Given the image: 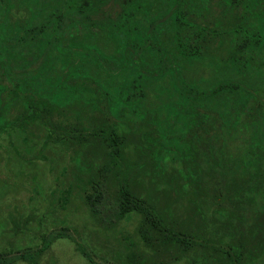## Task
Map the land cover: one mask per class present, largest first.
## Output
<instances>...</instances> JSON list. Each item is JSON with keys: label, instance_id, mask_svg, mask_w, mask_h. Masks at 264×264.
<instances>
[{"label": "flooded vegetation", "instance_id": "af4514ba", "mask_svg": "<svg viewBox=\"0 0 264 264\" xmlns=\"http://www.w3.org/2000/svg\"><path fill=\"white\" fill-rule=\"evenodd\" d=\"M185 1L187 0H182L181 3ZM217 1L220 0H215L213 2L215 6H212V8L209 6L211 10L214 8L218 9L216 22L214 24L210 23L209 28L217 31L220 37L224 29L222 26V7L216 3ZM175 4L176 0H0V119L5 121L4 119L8 116L12 117L20 112L22 105L15 102H17L18 96L21 94L29 97H45L53 105L59 107L66 105L69 100L74 98V101L69 103L67 108L72 113L71 119L74 124L87 125L88 121L90 125H98L100 124L99 121L104 117L97 112L99 108L103 110L109 109L112 114H108L102 121L104 125L109 126L110 123L118 125V131L121 133L122 131L127 132L129 128V124L123 119L126 110L124 109V113H122L121 106H130L136 101L140 108L152 109L151 111H154L157 115L158 123L160 113L162 114L161 116L166 113L168 116L170 115V123L163 122L164 125L168 126L164 132H161L162 137L166 139L165 134L171 131L172 123L178 117H181V114L174 112L173 109L167 111L164 108L166 105H162V108L157 105L158 103L164 104L170 97L175 100L178 94L172 88L170 89L167 83L164 86V81H159V72L152 70V68L158 66L166 58L170 59L172 66H178L182 69L185 67L186 57H181L178 54L175 50L174 39L172 40L171 16L165 21H162L164 17H160L168 9L173 8ZM187 4L192 5V7L196 6L193 0H188ZM197 5L200 8L206 6L201 5V1ZM247 11L246 18L249 22H246L244 27L249 31L252 30L251 35L253 38H255L254 28H257L259 30L256 34L258 38H264V10H258L260 12L256 13L259 15L257 17L252 16V10ZM189 14L194 18L204 19L202 26L208 28L206 25V20L208 19L207 10L204 11V14L199 13V16L192 11H189ZM160 29L165 30L164 33L169 32L170 35L168 33L164 39L163 36L165 34L162 33L160 35ZM241 29L246 31L243 28ZM233 34L236 38L235 40H237L241 33L237 28H234ZM224 35L226 36L227 34ZM215 43L221 45L222 38H218ZM203 44H206V40H203ZM218 53L217 51V56L219 55ZM202 58L207 57L202 56ZM181 59L183 60L182 63L180 62ZM167 61L169 62V60ZM181 73L183 78L190 84L189 77L187 78L182 70ZM167 75L170 77V72ZM132 80H135L139 88L145 91V102L141 98L134 100L132 97L128 102L123 100L122 92L125 90L124 86ZM79 94H81L80 97L78 96ZM96 94L101 96L102 103L100 105L95 99H92V102L88 105L78 101L80 98L90 100L89 95ZM98 106L100 107L98 108ZM90 109L94 110V114ZM176 123L179 124L177 121ZM238 123V120L234 121L237 129L234 131V135L227 137L229 145L233 139L235 141L238 139L236 133L241 130L239 127L241 123ZM14 125L15 123L10 122L4 128L0 127V156L1 153H5V159L9 161L5 163V166L0 161V166H3L0 171L9 170L7 176L11 175L6 178L5 173L2 174L0 172V264H17L20 262L38 264L43 254L51 248L52 241L66 234V231L63 230L50 233L53 237L48 239L49 243L46 246L47 238L41 234L49 222V219L46 220L45 218L46 213L50 217L51 215L53 216V212H57V209H60V211L65 210L74 195L77 196L75 199L84 202L92 220L98 224L93 226V228L100 230L99 237L104 239L107 236L112 239L116 238L120 231H123L125 238H130V242L126 243L127 245L122 242L118 246L110 241L103 242V248L107 249L106 252L108 251L110 255L115 254L117 256L118 254L120 256L119 260H123L120 264H128V255L133 253L140 256L137 260L138 264H152L149 259H152V256L155 255L154 251L156 249L157 251L160 248L173 249L171 243L164 247L162 244L163 239H161L164 234L161 230L158 235L152 223L144 226L147 236L146 238L142 236L139 229L143 216L140 211L127 209L122 214L118 213V201L109 198L111 191L118 187L116 180L115 188L112 189L111 184L114 183V179L107 172L103 180L97 183L96 178L99 177L102 169L95 171L94 167L91 168L92 161L94 159H103L102 155L95 156L96 154L91 153L87 158L88 163L81 165V162H83V151H74L73 148L76 145L71 146L70 149L63 148L62 141L68 142L70 140H65L66 135L58 134L51 135L48 138L42 155H34L30 161H27L25 158L20 157L17 152L32 154L38 147L35 143L40 144L44 140V136L31 137L28 135L25 143L24 133L16 131ZM173 127H177V125H173ZM245 134L239 135V139L244 143L242 147L239 146L237 149H232L230 145V148L233 151L232 153L241 158L244 165L248 167L245 171L236 170L237 175L240 173L248 176L249 173L256 172L253 164L245 162L248 158L254 157L253 153H251L250 147L252 145L249 135ZM122 136V139H124L125 136ZM151 137L157 138V136ZM135 138H139V141L142 139L138 135L132 139L133 142H136ZM169 141H172V138ZM70 142L73 143L75 141ZM262 142L264 143V137ZM51 144L54 145V148L50 147ZM12 146H15V149ZM48 148L50 151L53 150V152L65 151L71 153L72 156L69 155L75 168L72 173L76 175L78 183L70 175L66 186L63 188L59 186L51 188L50 195L52 199L48 201V211L46 210L45 196L42 197L44 199L42 208L38 207L39 205L37 204L36 206L29 204L26 207L25 200L18 203L14 198L13 210L7 215L4 208L5 204L2 202L4 199L2 195L10 188L18 189L21 180L30 179L31 188L36 191L34 195H46L44 185L41 183L43 176L41 172L43 170L35 163L38 162L36 160L51 163L49 167L54 170V160L48 157ZM169 152L173 153L170 150ZM124 154L127 156V151ZM163 157L169 158L167 155H162L161 158ZM169 162L172 163L171 160ZM177 164L175 162V165ZM66 167L68 168L65 161L61 163L60 170L58 175L55 174V178L65 179V174L68 170ZM33 169L37 172H34ZM173 169L170 166L165 167L168 172H172ZM205 170L208 169L205 168ZM105 171L106 168L104 169ZM160 175L158 168L151 167L147 169L146 173L135 177V184L140 186L143 182L149 181L147 183L150 186L149 188L157 193L162 189H171L168 181L160 179ZM212 175L213 177H208L207 182V185L211 187L210 191H212V185L220 186L223 181L220 171H215ZM260 177L262 176L257 173L254 178L260 181ZM187 186L191 187V184L185 183L184 188ZM246 186L245 193L247 195L252 194L255 198L254 202L246 197V199H241L240 201L236 199L234 204L224 203L221 206L214 199H210L206 203L205 200L204 203H208L209 207L205 209L204 213L200 210L196 212L195 204L193 206L192 203L198 200L189 199L188 193L182 194V197H176V188L174 192L170 191L167 193L173 206L178 204V202L182 205L177 210L179 216L176 218V221H182L185 225L184 228L187 229V231L183 230L181 232L182 237L185 239L196 238L201 242V245L193 247L189 251L203 256V258L200 257L198 259L199 263L192 262L186 256H182L174 259L169 264H174L182 259L186 261V264H225L227 262L238 264L236 258L229 256V254L233 255V250L237 246L241 247V243L243 245L245 239L248 241L242 249L248 245V242L251 243L250 248L257 245V241L253 239L254 237H250V229L252 228L253 230L254 228L256 230L254 221L264 211V178L262 186L257 191L249 186V181H246ZM100 187L106 190L107 193L96 200L97 206H95L97 210H93L90 203H87L83 196L85 191L94 194V190ZM67 190L70 193H68L67 200L64 201L63 196ZM162 193L165 195V191H162ZM34 195L28 194V198L35 202L38 198L35 199ZM103 198H107L113 203L110 217H105L101 212L100 202ZM204 203L203 209L205 208ZM250 205L252 208H250ZM23 207L26 208L24 209ZM38 211L43 214L41 218L39 214V225L42 226L41 231L12 230L11 223L13 222L31 224L32 218L37 215ZM133 213L137 216L133 230L123 227L124 229L119 230L115 235H111L109 232L105 233L108 228L116 226L120 220L129 217ZM162 217L165 220L166 217L164 215ZM262 218H264V214ZM59 226L64 229V224L60 223ZM197 226L199 228H196ZM87 229L91 228L88 227ZM34 234L39 238L37 241L33 238ZM135 234L139 237L142 245L147 247V253H143L138 248L139 242ZM153 235L155 237L154 241L158 242V247L154 249L151 247L152 243L149 242ZM90 244L91 248H95L92 243ZM79 246L81 247L79 251L88 260L89 258L94 260L83 243L76 244L77 249ZM250 251L248 250V253L243 252V258L241 259L243 264L248 262V264H264V261L260 263L261 260H264V243L260 253L255 252L257 251L256 249L253 251L255 253ZM27 252L30 253V261ZM87 253L90 257L86 255ZM32 254H34L35 258L32 257ZM249 254L255 256L252 258L245 257V255Z\"/></svg>", "mask_w": 264, "mask_h": 264}, {"label": "trees", "instance_id": "16d2710c", "mask_svg": "<svg viewBox=\"0 0 264 264\" xmlns=\"http://www.w3.org/2000/svg\"><path fill=\"white\" fill-rule=\"evenodd\" d=\"M181 1L176 0L174 7L168 9L160 17H164L162 21H165L171 16L172 40L174 39L175 50L178 54L181 57H186L185 67L182 69L178 66H172L170 59L166 58L169 62L165 59L158 66L152 68V70L159 72V81H164V86L167 83L170 89L172 88L178 94L175 100L170 97L164 104L159 103L158 105H166L164 108L167 111L173 109L174 112L181 114V117L176 119L179 124L176 121L172 123V127L173 125H177V127H171V131L165 134L167 140L162 137L161 132H164L168 126L164 125L163 122L170 123V115L168 116L166 113L164 116L159 117L158 123L155 112L151 111L152 109L150 108L148 110L144 109L145 107L140 108L136 101L130 106H121L122 113H124V109L126 110L123 119L129 124V128L127 132L122 131L120 133L118 125L110 123L108 126L104 125L102 121L108 114H112L109 109L103 110L98 106L99 110L97 112L104 116L98 125H90L88 121L87 125H76L71 119L72 113L70 109L67 110L68 104L74 101V98L69 100L66 105L59 107L53 105L45 97H29L21 94L18 96L17 102H15L22 105L20 112L12 117L8 116L4 119L5 121L0 119V127L4 128L10 122L15 123L16 131L24 133L25 143L28 135L31 137L43 135L44 140L40 144L35 143L38 147L32 154L18 151L17 153L20 157L30 161L32 156L42 155L48 138L51 135L62 134L66 135L65 140L75 141L71 143L63 140V148L70 149L71 146L76 145L73 148L74 151H83V162H81V165L84 164V161H88L87 158L91 153L96 154L95 156L107 155L111 157L109 171L106 169L104 172L106 168L104 162L98 163L99 166L97 167L91 164V168L94 167L95 171L102 169L99 177L96 178L97 183L103 180L107 172L118 183L117 177L120 175V165L123 162L132 161L136 165V170L132 173H135L137 177L146 173L147 169L151 167L155 166L158 168L159 172H161L160 176H163L164 180H167L171 185V189L161 188L160 193L165 191V195L162 194L164 197H168L167 193L170 191L174 192L175 188L177 189L176 197H182V194L188 193L189 199L198 200L192 203L193 206L195 204L196 212L200 210L204 213L205 209L209 207V204L205 203L210 199L218 201L221 206L224 203L234 204L236 199L240 201L241 199H246V197L254 202L255 198L253 195H247L245 190L247 189L246 181H249V186L257 191L262 186L264 178V156L261 154L264 152V143L262 142L264 137V96H260L257 90L262 88L264 91V86L259 85L257 88L255 86L252 88L245 84L244 80L248 77L258 78L264 74V38H258L256 34L259 30L257 28H254L255 38H253L251 35L252 30L249 31L244 26H246V22H249L246 18L247 10H252V16H259L256 13L260 12L258 10H264V0H220L216 2L222 7L221 15L224 30L220 36L222 38L221 45L215 43L220 38L217 31L209 28V24H214L217 17L216 13L214 14L211 10L212 6H215L212 0H193L196 4L195 7L187 4L188 0L184 3H181ZM199 1H201V5L206 6L200 8L197 5ZM206 10L208 18L206 25L208 28L202 26L204 19L194 18L190 15L191 13L189 14V11L197 15L199 13L204 14ZM234 28H237L241 33L237 40H235L236 38L233 34ZM164 32L165 30L160 29L159 34L162 35ZM168 33H164V39ZM224 34L227 35L225 36ZM203 40H206V44H203ZM217 51L219 52L218 56ZM202 56L207 58H202ZM206 59L214 62L215 66L211 68L209 76H202L203 73L201 72L204 66H202V63ZM180 62L182 63L183 60L181 59ZM181 70L184 71V75L187 78L189 77L190 84L183 78ZM169 72L171 74L170 77L167 75ZM204 77L207 78L205 79ZM124 89L122 97L126 102L131 97L134 100L141 98L143 102L146 101L145 91L139 88L135 80L127 83ZM78 96L80 97L81 94ZM89 97L90 100L80 98L78 101L83 102L84 105L90 104L92 99H95L98 105L102 103L101 96L98 94L89 95ZM252 99L254 103L248 107L247 104ZM90 111L94 114L93 109H90ZM80 119L82 118L80 117ZM236 120L241 123L239 125L240 131L246 133L245 135H249L252 145L250 148L254 157L248 158L245 162L253 164L256 173H249L248 176L240 173L237 175L236 170L245 171L248 167L244 165L241 158L232 153L233 151L227 142L229 134L232 131L234 133L237 129L236 124H234ZM122 135L125 136L124 139H122ZM128 135L130 138L127 139ZM138 135L142 137L141 141L132 142V139ZM151 136H157V138L154 139ZM171 138L172 141H169ZM32 144L34 145V143ZM169 150L174 154H171ZM125 151H127V156L124 154ZM148 154H151V158ZM162 155H167L169 158H161ZM148 157L151 160V163L148 161L149 164L141 160V158ZM175 162L178 164L175 165ZM168 166L174 168L172 172L165 170V167ZM205 168L208 170H205ZM215 171H220L223 181L220 186L212 185V191H210L211 187L207 185L208 177H213L212 174ZM257 173L262 176L260 181L254 178ZM185 183L191 184V187L187 186L184 188ZM68 193H70L69 190L63 196L64 201L67 200ZM106 193V190L100 187L94 190V194L85 191L83 197L87 203H90L93 210H97L96 200ZM109 196L112 200L118 201L117 211L119 214L124 213L127 209H136L141 212L143 217L139 230L143 237L146 238L147 236L144 226L148 223L153 224L158 235L162 230L164 234V237L161 238L163 239L162 244L167 247L171 243L174 252L172 257H167L165 260L160 259L161 262L164 261L163 264H169L171 259H178L182 256H186L192 262L197 263L200 262L198 260L200 257L203 258L201 254L189 251V249L201 245V242L196 238L185 239L182 237L181 232L185 228L183 226L182 229H176L175 221L177 219L172 223L174 230H171L168 225H165L162 212L160 211L161 215L156 214L158 208L154 204L133 194L126 186L123 187L121 184H118L117 189L112 190ZM176 205H174L175 210L182 206L180 202ZM250 208H252L251 205ZM263 214L254 221L256 230L254 228L253 230L252 228L250 229V237H254L253 239L257 241V245L253 246L257 253L262 251L264 243ZM198 226L196 228H199ZM151 238L150 240H155L154 235ZM247 241V239L244 240L243 246ZM48 243L49 240L47 239L46 246ZM86 255L89 256L88 253ZM229 256L234 255L229 254ZM246 256L252 258L255 255L249 254ZM136 257H138V254L128 255V264H138ZM236 257L242 259L243 253L239 252ZM237 262L238 264H243L241 260ZM225 264L230 263L227 262Z\"/></svg>", "mask_w": 264, "mask_h": 264}, {"label": "rangeland", "instance_id": "374dc122", "mask_svg": "<svg viewBox=\"0 0 264 264\" xmlns=\"http://www.w3.org/2000/svg\"><path fill=\"white\" fill-rule=\"evenodd\" d=\"M214 1L215 0H212V2H214ZM212 11L214 12V14H215V12L217 14L218 9L214 8ZM244 22H245V20H244ZM202 66H203V71L201 72V73H203L202 76H209L211 68L215 66V63L210 61V59H206L205 62L202 63ZM196 78H197V75H196ZM244 81H245L244 82L245 84L249 85L252 88H253V86H255L256 88L259 85L264 86V74H263V76L258 77V78L257 77L256 78H254V77L245 78ZM257 90H258V93L260 94V96L261 95L264 96V91L262 88L257 89ZM259 90H260V92H259ZM253 103H254V101L252 99L247 104V106L249 107ZM158 105H159V103H158ZM159 107L162 108V105H160ZM161 115L162 114L160 113L159 117H161ZM232 133H233V131L229 134V137L231 136ZM236 134H237L236 137H238V139H237V141H235V139L232 140V143L230 144L232 149H237V148H239V146L242 147L244 145V143L239 139V135L243 134V131H240ZM232 135H234V133ZM135 140L138 142L139 138H135ZM137 142H135V143H137ZM12 147H13V149H15V146H12ZM50 147L54 148V145L51 144ZM47 150H49V148ZM47 154H48V157L50 159L54 160V162H53L54 163L53 164L54 170H51L49 167V166H51V163H46L42 160H36L38 162L35 163V164H38V166H40L41 169L43 170L41 172L43 175L41 178V183H42V185H44V191L46 192V195H43V194H41L40 196L34 195V193L36 191L32 190L30 179L29 180H21L18 189L14 190V189L10 188V189H8V191L6 193H4V195H2V197H4L2 202L5 204L4 208H5V212H7V215H9V212H11L13 210L12 205H14V198L16 199V201L18 203H20L22 200H25L26 201V207L29 204H34L35 206L37 204V205H39L38 207L42 208V203L44 201V199H42V197L45 196V202L47 204L46 210L48 211V209H49L48 201H51V199H52V196L50 195L51 188L56 187V186L63 188L64 186H66V184L68 183V181L70 179V175L76 181V183H78V181L76 179V175L74 173H72V171H75V168H74V164H72L73 161L71 159L72 155L70 152H65V151L53 152V150H51V151L49 150ZM261 154H262V156H264V152H262ZM148 156H150V158H151V154H148ZM5 158H6L5 153H1V156H0L1 160L0 161L2 163H4V166H5V163L9 162V161H6ZM150 158L149 157L148 158H141V160L143 162L149 164V162L151 163ZM137 159H138V157H137ZM138 160L140 161V159H138ZM64 161L66 163V166H68V168L66 167L68 169L66 171L67 173L65 174L66 176L64 175L65 179L55 178V174L58 175V172L60 170L59 169L60 164L63 163ZM101 162L105 163L106 169L108 170L109 164L111 162V157L110 156H103V159H94L92 161V165L94 167H97V166H99V164ZM128 162L129 161H127L125 163L123 162L119 167L120 175H118V177H117L118 178V183L116 182L117 185L121 184V186H123V187L126 186L133 194H136V195L144 198L145 200H147L149 203L154 204L156 206V208H158V211H159L158 212L156 210V214L161 215L160 213L162 212V216L164 215L166 217L164 220V222L166 223L165 225H168L171 230H174V228L172 227V223L175 221L176 218H178L179 214H178L177 210H175L173 204L171 203V200L168 197H164L160 192L157 193L156 191H152L149 188L150 186L147 184L149 181L143 182V184L140 186L136 185L135 184L136 175H135V173H132L136 170V165L132 161H130L129 163ZM87 163H88V161H84V164H87ZM2 167L3 166H0V168H2ZM33 171L37 172L35 169H33ZM0 172H2V174L5 173L6 178L11 176V175L7 176V173H9V170L5 169L4 171H0ZM160 178L164 179L163 176H160ZM22 182H23V184H22ZM111 188L112 189L115 188V181H114V183L111 184ZM28 194L31 196L34 195L35 199L38 198V200L36 199L35 202H34V200H30V198H28L29 197ZM76 197L77 196L74 195L73 199L71 198L72 200H70L68 207L65 210L60 211V209L59 210L57 209L56 210L57 212H55V213L53 212V216L51 215L50 217L46 213L45 218H46V220L49 219V222L47 224V227H45V229H43V233L41 232V234L44 237H46L47 239H52L53 235H51L50 233H55L56 231L63 230V231H66V234L63 237H57L56 239H54L52 241L51 248L45 254H43L42 258L39 259L38 264H120V262L123 261V260H119L120 256L118 254H117V256H115V254L110 255L108 251L106 252L107 249L103 248V242H107V241L109 242L110 241V242L116 244V246H118V244L120 242L127 245L126 243L130 242V238H125V236H124L125 234L123 231H120L116 238L109 239L106 236L103 239V237H99L100 230L98 228H96V229L93 228V226L98 225V224L92 220L91 215L88 212L87 207L84 204V202L81 200L75 199ZM38 207H37V209H38ZM100 207L102 210L101 212L105 217L111 216V211L113 209V203L112 202H110L107 198H103L100 202ZM39 214H40V218L42 217V215H43L42 212L40 213L38 211L37 215L34 218H32L31 224L30 223L25 224L23 222L11 223L12 224V230L13 231L14 230H16V231H22V230H25V231L39 230V231H41L42 226L39 225V223H40ZM136 219H137V216L135 215V213H133L129 217L120 220V222L116 226L108 228L105 231V233L107 234L109 232L111 235H115V234H117V232L119 230H122L124 228L133 230L134 226L136 225V223H135V221H137ZM51 220H53V222H51ZM181 220H183V219H181ZM60 223L64 224V227H63L64 229H61V227L59 226ZM183 226L185 227V225L183 224L182 221H175L176 229H180V228L182 229ZM88 227L91 229L88 230L87 229ZM131 230H129V231H131ZM183 230L187 231V229H183ZM103 235H105V234H103ZM33 236L32 237L34 238L35 241H37L39 239L37 235L34 234ZM135 236L138 238V240H137L139 242L138 248L140 249V251H143V253H147L148 252L147 247H144L142 245L141 241L139 240V237L136 234H135ZM149 242L152 243L151 247L153 249L158 247V242H155L152 240H150ZM79 243L84 244V246L86 247V250L89 253H91V256L94 258V260L92 258H89V260H88L79 251L81 248L80 246L77 249L76 244L79 245ZM90 243H92V245L95 248H91ZM209 244H211V243H209ZM250 244L251 243L248 242V245L244 249H242L243 245L241 244L242 247L237 246V248H235L233 250V252H234L233 258H236V262L241 260L240 258L236 257V255L239 252L240 253H243V252L248 253V250H251V252L254 251L253 248H250ZM154 252H155V255L152 256V259H149L152 261V264H163L164 261L161 262L160 259L165 260L167 257H172V255L174 253L173 249H169V250L165 249L164 250L161 248L159 249V251H157V249H156ZM27 254L29 255V261H30V253L27 252ZM32 257L35 258L34 254H32ZM138 258H140V256L136 257V261L138 260ZM143 259H144V257H143ZM171 261H174V259H171ZM263 261L264 260H261L260 263H262ZM17 264H24V263L20 262ZM174 264H186V261L184 259H182V260L175 262Z\"/></svg>", "mask_w": 264, "mask_h": 264}]
</instances>
